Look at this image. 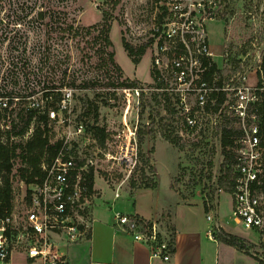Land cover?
Returning a JSON list of instances; mask_svg holds the SVG:
<instances>
[{"label":"built area","instance_id":"2783aa9c","mask_svg":"<svg viewBox=\"0 0 264 264\" xmlns=\"http://www.w3.org/2000/svg\"><path fill=\"white\" fill-rule=\"evenodd\" d=\"M231 1L146 0L143 20L138 25L128 21L130 42L148 43L151 79L118 89L110 87L108 102L115 107L121 100L123 105V127L115 153L109 148L108 137L103 144L99 142L95 123H72L71 87L60 89L56 107L52 95L45 97L49 106L32 103L36 112H45L54 127L63 129L64 136L57 147L32 150L38 161L24 167V210L17 217L12 213L0 219V261L19 251L25 264H69L67 246L87 240L92 230L98 171L104 164L110 165L109 170L114 163L125 168L126 176L115 188V197H120L121 187L138 168L139 132L150 130L152 113L167 114L170 131L187 145L221 143L216 131L222 129L225 119L238 122L241 134L234 153L232 219L246 229L264 228V194L260 191L264 174V45L257 56L259 63L251 69L245 58L233 52L217 53L210 43V24L225 17ZM18 100L16 96L0 97L2 131L22 117L12 118ZM28 131L20 138L29 135ZM16 138L11 137L10 143ZM1 141L8 142L5 134ZM218 191L224 192L220 187ZM207 218L213 221L211 215ZM114 224L147 245L153 256L171 260L170 235L157 222L115 213ZM214 228L210 227L209 235Z\"/></svg>","mask_w":264,"mask_h":264},{"label":"rangeland","instance_id":"374dc122","mask_svg":"<svg viewBox=\"0 0 264 264\" xmlns=\"http://www.w3.org/2000/svg\"><path fill=\"white\" fill-rule=\"evenodd\" d=\"M4 1L5 4L8 3V0ZM54 1H56L55 4L58 7L73 2V0ZM61 1L65 3L62 4ZM74 1H76L74 6L81 7L77 14V19L81 24L91 25L101 21L102 11L99 9V5H102L103 0ZM145 2L146 0H123L120 6L111 9L114 18L110 38L116 54L115 60L121 68L122 77L120 78L113 72L99 74L90 67L88 68L86 60L82 59L83 55L79 51L83 46V42H80L78 47L73 40L61 39L56 32L49 33L47 29H23L20 26L17 29H5L6 23L11 21L12 18L6 17L8 14L6 9L2 10L0 13V97L4 95L19 97L18 102L15 103L16 111L12 118L15 120H18V117L21 116L27 118L29 112L33 109L32 103L34 102L49 106L43 95L48 81L51 77H54L55 81L58 78L60 79L62 71L66 67L68 73H74L80 80L97 75L100 82L97 86H94L95 88L85 89L79 86H67L74 90L72 123L75 124V122L83 120L88 126H91L93 122L96 126L105 127L107 137L111 143L109 148L115 153L117 136L123 127V105L121 100L117 102L115 107L108 102L110 87L120 88L123 86L119 85L121 81H127V84L136 81L138 84L149 82L151 79V57L148 51L141 62L136 65L128 55L122 42L123 36L130 42L129 29H127L128 21L133 25H138L143 20L141 17L144 14L142 11L145 8ZM39 4H41V0ZM209 28L210 43L215 52H233L238 57L245 58L251 69L254 68L259 63L257 56L263 52L264 0H232L226 8L225 17L211 23ZM132 42L136 43L135 40H132ZM11 47H17L18 50L11 52ZM48 47H50L53 57L50 66H43L40 57L42 51ZM25 48L26 52L22 54ZM55 61H59V64H54ZM26 62H28V65L24 66ZM111 81L115 85H107ZM28 97H31L30 100ZM145 117L142 116V119L144 120ZM0 120L4 124V121ZM151 120L152 126L150 130H146L147 133L144 134L142 143L140 142V136L143 135H140L139 132L140 162L135 174L121 187V198L114 199V191L126 176L125 168L114 163L112 170H109L110 165L104 164L98 171L95 185L98 193L102 191L100 188L109 189L107 194L109 201L105 203L110 206L112 203L125 201L132 205L131 194L138 188H145L140 187L142 186L140 184L150 182V180L156 181L157 184L159 181L160 193L167 192L170 185L175 198L177 197L180 202L202 200L206 205V202H208L206 198H208L212 203L211 208H213L216 218H218L217 223H220L219 218H225L224 223L235 227L236 232L247 236L246 230L248 235L254 238V243L247 242L248 249L253 253L252 256L262 263L264 261V228L246 229L235 223L230 211L232 196L229 193L218 191L217 178L220 175L224 158L221 143L217 141L212 145L203 144L196 147L185 145V148L182 149L180 145L169 140V135L172 137L174 134L169 132L170 117L167 114L152 113ZM30 126L27 138L19 137L11 140V142L26 143L29 139H46L49 143H53L64 136L63 129L54 127L47 119L45 112L32 114ZM172 130L175 132L173 128ZM26 155L27 158L24 162L17 159L16 167L9 175L13 181L15 193L14 217H17L24 210L23 195L25 186H22L23 181L19 180L21 173L19 167H25L29 162L35 164L38 161L33 151L27 150ZM211 160L213 162L212 167L208 164ZM210 174H212L211 179L209 178ZM14 175L17 178H14ZM133 181L136 182V187L133 186ZM222 193L220 203L218 199ZM98 202H104V200ZM93 203L94 201L92 205ZM156 222L163 231H167L169 227L167 215L161 216L159 221ZM218 228L219 226L215 225L213 233L218 232ZM12 256L13 264H25L19 251H15Z\"/></svg>","mask_w":264,"mask_h":264},{"label":"trees","instance_id":"16d2710c","mask_svg":"<svg viewBox=\"0 0 264 264\" xmlns=\"http://www.w3.org/2000/svg\"><path fill=\"white\" fill-rule=\"evenodd\" d=\"M8 0L5 4L4 0H0V13L2 10L6 9L8 14L7 18H12L5 25V29L12 28L17 29L18 26L23 27V29H47L49 33L56 32L58 37L64 40H73L75 44L79 47L80 42H83V46L79 50L86 60V65L88 68L97 71L99 74L103 73H116L118 77H122L121 68L115 60V51L113 50V43L110 38V32L112 29L113 14L111 9L117 8L123 2V0H103L102 5H99V9L102 11L101 21L91 24L83 25L77 19V14L81 10V7L74 6L76 1L73 0L72 3H67L66 5L57 6L54 0ZM59 3V1H58ZM64 4V1H61ZM39 5V6H38ZM107 7V8H106ZM10 13V14H9ZM264 34V32H263ZM76 39H78L76 41ZM122 42L128 55L134 62L138 65L143 56L147 53L148 43H131L124 36L122 37ZM18 50L17 47H11V52ZM26 52V48L23 49ZM53 54L51 53L50 47L45 48L42 51L40 57V62L43 66H50ZM236 55L232 57V63L236 62ZM54 64H59V61H55ZM28 62L24 64L27 66ZM55 68V67H53ZM106 69V71H104ZM228 72V67L226 69ZM55 72V71H53ZM54 75V74H53ZM105 75V74H104ZM80 82V83H78ZM100 80L98 76H93L87 79L80 80V78L74 73H68V68L62 71V77L55 81L54 77H51L48 81L46 90L44 91V97L48 98L50 95L53 97L52 106L56 107L57 102L61 99L62 91L60 89L71 86V87H82L85 89L95 88L99 84ZM127 81H121L119 85H126ZM131 84H137L133 82ZM107 85H115L114 82H108ZM106 85V86H107ZM14 96V95H11ZM38 108L31 110L27 118H20L18 123H12V126L7 131H2L0 129V219H4L11 215L14 210V185L10 178V174L16 167L17 159L21 162L26 160V151H32L39 148H44L47 145L52 147H57L60 145L61 141L58 140L54 144L49 143L46 139H32L26 143L17 141L15 143H10L11 137H21L28 129L30 125V119L32 114H34ZM2 114L0 112V119ZM94 134L101 144L106 140V129L103 126H95ZM169 132L172 133V131ZM219 132L221 139V146L223 149V162L220 169V175L217 178V188H222L224 192L229 194L233 191L234 184V165L235 158L234 153L237 147V139L241 134V130L238 127V122L236 120L225 119L222 129L217 130ZM146 130H140V142L144 141V134ZM6 135L8 139L7 143L1 141V137ZM262 135V145L264 147V122L261 126ZM169 140L177 145H180L182 149L185 148V143H181L176 136L169 135ZM194 147L201 144H192ZM209 166H213L212 160L209 161ZM21 173L19 180L26 179V169L24 167H19ZM144 176V175H143ZM14 178H17L14 175ZM149 178V177H148ZM212 178V174L209 175ZM263 183L260 186V191L264 194V174ZM150 180V178H149ZM133 186L136 187V182H132ZM94 185V175L91 172V186ZM145 188H156L157 182L150 180L147 183L140 184ZM218 232L215 233L216 238L224 242L239 251L249 253L247 242L232 233L226 232L224 229H217ZM174 237L170 235V245L171 249L174 248ZM9 259H7L8 261Z\"/></svg>","mask_w":264,"mask_h":264},{"label":"crops","instance_id":"0c3cea01","mask_svg":"<svg viewBox=\"0 0 264 264\" xmlns=\"http://www.w3.org/2000/svg\"><path fill=\"white\" fill-rule=\"evenodd\" d=\"M100 190L102 191L98 193L96 187L89 238L68 245L66 248L69 264H264V261L260 263L256 260L249 249L251 254L219 241L215 232L209 235L210 227L218 225L219 228L243 238L246 242H255L254 238L248 235V231L245 230L247 232L245 236L236 232L235 227L224 223L225 218H219L220 223H217L218 218L208 198L206 205L202 200L180 202L177 197L175 198L170 185L167 192L160 193L158 181L156 188L136 189L131 194L132 205L125 201H114L115 204L108 206L105 202L109 201L107 198L109 189L100 188ZM222 196L223 193L218 199L220 203ZM121 197L122 195L118 198ZM102 199L104 202H98ZM114 199L117 200L115 193ZM232 207L233 199L230 211ZM115 213L137 215L144 220L155 222L159 221L161 216L167 215L169 227L166 228V232L175 239L171 260L165 261L153 256L147 245L135 241L128 233L120 230L114 224ZM209 215L213 217V221H209L207 218ZM12 255L8 261H0V263L13 264ZM22 259L25 263L23 254Z\"/></svg>","mask_w":264,"mask_h":264}]
</instances>
